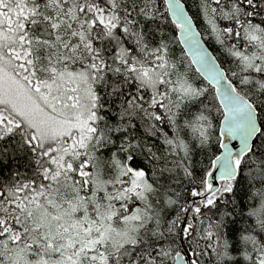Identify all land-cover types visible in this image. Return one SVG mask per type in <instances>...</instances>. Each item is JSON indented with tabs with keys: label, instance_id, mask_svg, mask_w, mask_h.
I'll list each match as a JSON object with an SVG mask.
<instances>
[{
	"label": "snow or ice",
	"instance_id": "1",
	"mask_svg": "<svg viewBox=\"0 0 264 264\" xmlns=\"http://www.w3.org/2000/svg\"><path fill=\"white\" fill-rule=\"evenodd\" d=\"M0 264H264V0H0Z\"/></svg>",
	"mask_w": 264,
	"mask_h": 264
}]
</instances>
